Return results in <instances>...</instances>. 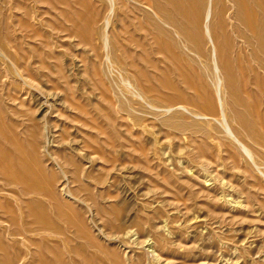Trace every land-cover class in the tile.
<instances>
[{"label": "rangeland", "instance_id": "1", "mask_svg": "<svg viewBox=\"0 0 264 264\" xmlns=\"http://www.w3.org/2000/svg\"><path fill=\"white\" fill-rule=\"evenodd\" d=\"M249 1L0 0V264H264Z\"/></svg>", "mask_w": 264, "mask_h": 264}, {"label": "bare ground", "instance_id": "2", "mask_svg": "<svg viewBox=\"0 0 264 264\" xmlns=\"http://www.w3.org/2000/svg\"><path fill=\"white\" fill-rule=\"evenodd\" d=\"M178 1V0H177ZM249 1V0H248ZM259 1V0H258ZM174 2V1H173ZM250 2V1H249ZM260 2H262V0L260 1ZM264 2V1H263ZM263 2L262 3H260V4H263ZM182 3V2H181ZM182 4H184V3H182ZM157 5H159V4H157ZM165 5V4H164ZM188 5H189V3H188ZM237 5V4H236ZM264 5V4H263ZM185 6V5H184ZM197 6V5H196ZM246 6V5H245ZM248 6V5H247ZM246 6V7H247ZM182 7V6H181ZM259 7H262V6H259ZM183 8V7H182ZM264 8V6L262 7V9ZM140 9H142V8H140ZM161 9V8H160ZM199 9V8H198ZM245 9V8H244ZM247 9V8H246ZM245 9V10H246ZM256 9V8H255ZM261 9V8H260ZM182 10V9H181ZM203 10V9H202ZM179 11V10H178ZM183 11V10H182ZM258 12V11H257ZM260 12V11H259ZM243 13V12H242ZM246 13V12H245ZM248 14V13H247ZM257 14V13H256ZM240 15H241V13H240ZM245 15V14H244ZM253 15V14H252ZM243 16V15H242ZM254 16V15H253ZM261 18V17H260ZM190 19V18H189ZM198 19V18H197ZM243 19H245V17L243 18ZM250 19V18H249ZM203 20V19H202ZM225 20V19H224ZM260 20V19H259ZM205 21V20H204ZM240 21H242V20H240ZM248 21V20H247ZM261 21H263V20H261ZM195 22V21H194ZM201 22V21H200ZM227 22V21H226ZM249 22V21H248ZM260 22V21H259ZM264 22V21H263ZM244 23V22H243ZM242 23V24H243ZM247 23V22H246ZM253 24V23H252ZM255 24H256V26L258 27V23H256L255 22ZM201 25H202V23H201ZM204 25V24H203ZM255 26L254 24L253 25H251V28H253V27ZM255 26V27H256ZM203 27V26H202ZM223 27V26H222ZM260 27V26H259ZM258 27V28H259ZM263 27V26H262ZM257 28V29H258ZM237 29V28H236ZM254 29H256V28H253V30ZM256 29V30H257ZM261 29H263L264 30V27L263 28H261ZM260 29V30H261ZM243 30V29H242ZM248 30H250V29H248ZM251 31L253 34H254V31ZM259 30V29H258ZM260 30H259V32H260ZM262 30V31H263ZM168 31V30H167ZM197 31V30H196ZM225 31V30H224ZM240 31V30H239ZM237 32V31H236ZM244 31H242V33H243ZM247 31H246V29H245V32H244V34H243V37H242V39L244 38V36H245V33H246ZM257 32V31H256ZM248 33V32H247ZM259 34H261V35H263V33L261 32V33H259ZM202 35V34H201ZM246 35H248V34H246ZM255 35V34H254ZM260 35V37H262ZM242 36V35H241ZM250 36H252L253 37V35L251 34ZM257 36V35H256ZM256 36H254V38L256 37ZM259 36V35H258ZM248 37V36H247ZM246 38V37H245ZM257 38V37H256ZM256 38H255V40H256ZM264 38V37H263ZM247 39V38H246ZM253 39V38H252ZM262 38H260V40H261ZM226 40V39H225ZM244 40V39H243ZM255 40L253 41V40H251V42H250V44L249 45H251L252 44V41H253V43L255 42ZM175 41V40H174ZM233 41V40H232ZM262 41H264V40H262ZM231 42V41H230ZM245 43L247 42V40H245L244 41ZM243 42V43H244ZM258 42H259V40H258ZM261 42V41H260ZM259 42V43H260ZM244 43V44H245ZM247 43H249V42H247ZM262 43H264V42H262ZM240 44H242V42L240 43ZM256 44V43H255ZM229 45H231V44H229ZM261 45H263L264 46V44H261ZM232 46V45H231ZM241 46V45H240ZM247 46V45H246ZM257 46H259V45H257ZM256 46V48L257 49H259V48H261V47H257ZM262 46V47H263ZM227 47H228V45H227ZM241 47H243V46H241ZM243 48H245V50L244 51H246V48L247 47H245V45H244V47ZM248 48H249V46H248ZM247 48V49H248ZM254 48V46H251L250 47V49H253ZM256 48H254L253 49V51L254 50H257ZM222 50V49H221ZM242 50V49H241ZM264 50V49H263ZM231 51H232V49H231ZM259 51V53H260V50H258ZM247 52V58H248V60L250 59V58H252V57H250L249 55H248V53L250 52H248V51H246ZM255 52V55H256V52L257 51H254ZM253 52V53H254ZM261 52H262V50H261ZM264 52V51H263ZM261 53V54H264V53ZM225 53V52H224ZM231 53V52H230ZM251 53V52H250ZM249 53V54H250ZM253 53L252 54H250V55H252L253 56ZM258 53V52H257ZM173 54V53H172ZM238 54V52L236 53V55ZM174 55V54H173ZM222 55V54H221ZM254 55V56H255ZM231 56H232V54H231ZM250 58H249V57ZM235 57H238V59L235 61V63L233 64V66H231V64H230V62H225L224 63V66H223V68H224V73H223V78H224V81H223V96H222V110H221V112L220 113H222V118L224 119L223 120V122L224 121H226L227 123H225V125L226 124H228V125H230L229 124V122L230 121H232L234 124H235V126H236V128H239L240 129V127H242L241 125H240V120H241V117H243L244 118V110H242V108L240 107L241 105H240V102L241 103H243L242 102V98L244 99V96H245V100H246V96L248 97V99L253 103V101L256 99L257 100V104H256V108L254 109L253 108V106H250V107H252L254 110V112L252 113V112H250V110H249V112L247 113V115L249 114H253V119H254V124H252L251 126V128H250V130H249V132L248 133H251L252 135H253V138H254V142H255V147H257L258 149H260V153H261V151H264V62L263 63H258V65H255L254 64V67L255 68H252V69H254V75H253V72L251 71L252 69H249L248 70V66L245 64V62H246V54L244 53L243 54V52H241L240 53V55L239 56H235ZM175 58V57H174ZM254 58V57H253ZM264 57H262V60H264L263 59ZM258 59H260V57H258ZM254 60H257L256 58H254ZM261 60V59H260ZM260 60H259V62H260ZM228 61V60H227ZM250 61V60H249ZM258 61V60H257ZM253 62V61H252ZM251 62V63H252ZM254 63H255V61H254ZM253 65V64H252ZM252 65H250V66H252ZM232 68H233V70H235V71H237V74H235L234 75V71H233V75H232V73H231V71H232ZM258 69V73L257 72H255L256 70ZM259 69H261L260 71H263L262 73H260L259 72ZM248 71H249V73H248ZM250 76H251V78H252V76H254L255 77V79L257 78L258 80H263L262 82H260V81H258L257 79V81H255V83L254 82H252V80H250ZM257 76V77H256ZM259 77V78H258ZM263 78V79H262ZM191 79V78H190ZM253 79V78H252ZM254 79V80H255ZM257 83H259L258 85H257ZM236 84L237 85H239L240 87V91H239V94L238 93H235L234 94V92H236V91H238V89L236 90V91H234L232 94H233V96H232V94H231V92L233 91V89H234V86H235V88H236ZM238 87V86H237ZM242 94V95H241ZM203 95V94H202ZM243 96V97H242ZM234 97V98H233ZM185 98V97H184ZM179 99V98H178ZM244 100V101H245ZM248 101V100H247ZM256 102V101H255ZM209 103V102H208ZM245 103V102H244ZM243 103V104H244ZM252 103H250V104H252ZM242 104V105H243ZM248 105V104H247ZM247 105H245V107L247 106ZM255 105V104H254ZM210 106L212 107V105L210 104ZM242 107H244V105L242 106ZM210 108V107H209ZM215 108V107H214ZM220 108V109H221ZM247 108V107H246ZM249 108V107H248ZM251 108V109H252ZM250 109V108H249ZM246 112V111H245ZM245 116H246V114H245ZM249 117V116H248ZM252 117V116H251ZM250 118V117H249ZM248 118V119H249ZM244 119H246V117L244 118ZM252 120V119H251ZM222 122V123H223ZM242 124H244V126H245V124H247L248 122H241ZM224 124V123H223ZM228 125H227V127H228ZM249 125V124H248ZM223 126V125H222ZM233 126V125H232ZM250 126V125H249ZM231 127V126H230ZM235 128V127H234ZM244 128V127H243ZM248 128V126L246 125V128H244V129H247ZM225 129H227V128H225ZM228 129H229V127H228ZM242 129V128H241ZM231 130H232V128H231ZM236 130V129H235ZM233 131V130H232ZM237 131V130H236ZM245 131V130H244ZM248 131V130H247ZM223 132V134H224V132L225 131H222ZM226 132H228V131H226ZM235 132V131H234ZM221 133V132H220ZM232 133V132H231ZM236 133V132H235ZM237 133H238V131H237ZM242 133V132H241ZM241 133H240V135H241ZM246 133V135H248L247 134V132H245ZM226 135H228V133L226 134ZM232 134H230V136H231ZM239 135V133L237 134V136ZM244 135V134H243ZM230 136L228 137V139H232V136H231V138H230ZM237 136H234L233 138H235V137H237ZM224 137H226V136H224ZM241 138V136H239V139H238V141H241L242 139H240ZM249 138H252V136H250ZM248 137H247V139H249ZM224 139V138H223ZM235 141L237 140L236 138L234 139ZM234 140L232 141V144H233V142H234ZM222 141V140H221ZM237 141V142H238ZM245 141H246V139H245ZM253 141V140H252ZM226 142V141H225ZM228 142V141H227ZM237 142H235L236 144H237ZM241 142H243V141H241ZM241 142H238V144L240 143L241 144ZM247 142V141H246ZM246 142H244V143H246ZM249 142H251V141H249ZM243 143V144H244ZM248 143V142H247ZM225 144V143H224ZM231 145V144H230ZM246 145V144H245ZM251 146L252 144H249L248 143V146ZM236 146H238V145H236ZM248 146H245L246 147V151H249L250 153H251V150H249V148H251V147H253V146H251V147H248ZM226 147H228V144L226 145ZM244 147V148H245ZM225 148V147H224ZM223 148V149H224ZM231 148H232V146H231ZM241 148V147H240ZM247 148H248V150H247ZM257 148H255V149H252V150H256ZM242 149V148H241ZM228 150H229V148H228ZM232 151V150H231ZM242 151H244V149L243 150H241V152ZM257 151V150H256ZM229 152V151H228ZM235 152V151H234ZM236 152H237V149H236ZM239 152V151H238ZM238 152H237V155L236 156H239L238 155ZM253 152V151H252ZM258 152V151H257ZM231 153V152H230ZM246 153V152H245ZM245 153H244V155H245ZM250 153H246V154H249L250 155ZM256 153V152H255ZM233 154V153H232ZM236 154V153H235ZM234 154V155H235ZM241 154V153H240ZM259 154V153H258ZM264 154V153H263ZM233 155V156H234ZM249 155H247V156H249ZM228 156V155H227ZM235 156V157H236ZM251 156H253V154H251ZM250 156V157H251ZM256 156V155H255ZM231 157V156H230ZM235 157H232L231 159H233V158H235ZM254 157V156H253ZM257 157V156H256ZM226 158V157H225ZM229 158V157H228ZM241 158V157H240ZM239 158V159H240ZM244 158H246L245 156L242 158V159H244ZM261 158V157H260ZM238 159V160H239ZM247 159V158H246ZM254 161V160H253ZM239 162H241V160L239 161ZM243 163V161L241 162V164ZM27 164V163H26ZM255 164V163H254ZM258 164V163H257ZM228 165V164H227ZM239 165V164H238ZM243 165V164H242ZM245 165V164H244ZM247 165V164H246ZM240 166V165H239ZM242 168V167H241ZM258 168V167H257ZM43 176V175H42ZM232 189V188H231ZM235 200V199H234ZM39 207V206H38ZM37 215V214H36ZM96 244V243H95Z\"/></svg>", "mask_w": 264, "mask_h": 264}]
</instances>
